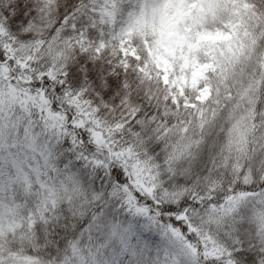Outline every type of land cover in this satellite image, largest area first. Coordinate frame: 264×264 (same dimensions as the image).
I'll use <instances>...</instances> for the list:
<instances>
[{"label":"snow or ice","instance_id":"6c2138e0","mask_svg":"<svg viewBox=\"0 0 264 264\" xmlns=\"http://www.w3.org/2000/svg\"><path fill=\"white\" fill-rule=\"evenodd\" d=\"M0 264H264V0H0Z\"/></svg>","mask_w":264,"mask_h":264}]
</instances>
